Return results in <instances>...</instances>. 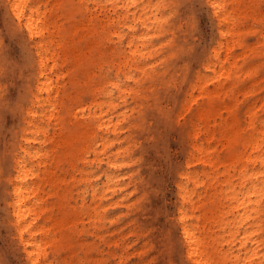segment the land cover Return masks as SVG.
Here are the masks:
<instances>
[{
	"label": "rangeland",
	"instance_id": "374dc122",
	"mask_svg": "<svg viewBox=\"0 0 264 264\" xmlns=\"http://www.w3.org/2000/svg\"><path fill=\"white\" fill-rule=\"evenodd\" d=\"M125 2L88 0V13L102 18L104 26L94 20L95 35L81 40L82 16L77 0H72L76 8L69 12H75L76 21L67 25L69 54L58 49V67L64 71L60 82L65 85L60 93L61 122L41 116L48 105H39L35 98L36 38L11 22L6 1L0 0V264H31L13 217L12 188L17 156L23 154L26 136L37 131L30 123L34 118L46 132L40 131L42 140L31 145L48 151L33 164L38 176L46 173L40 194L49 209L38 212L33 229L50 226L49 234L41 231L38 239L56 235L47 246L46 260L43 256L39 264H192L182 234L183 210L188 222L206 236L216 259L221 261L222 252L229 249L238 251V237L245 229L254 235L241 252L258 240L264 253V188L258 210L240 228L237 219L242 212L233 208L235 192L253 184L264 187V164L255 160L264 156V0H223L218 12L209 0H138V6L130 9ZM144 4L148 5L141 11ZM139 12L147 25L137 18ZM72 28L77 32L73 41ZM132 35L131 46L127 41ZM135 45L139 51L132 55ZM124 55L130 58V68L120 65ZM93 72L97 76L86 84ZM105 78L116 104L110 117L120 120L117 130L107 134L87 111L84 118L73 114L78 108H97L93 89L100 99L108 100L97 89ZM110 80H119L127 91L120 92ZM199 106L209 110L204 117L197 112ZM104 108L109 109L107 104ZM83 120L86 124L81 128ZM234 120L240 136L232 142ZM58 122L65 133L80 135L67 155L63 141H58ZM256 138L261 147L253 150ZM195 144H202L208 162L199 158ZM233 150L239 154L231 165ZM248 155L252 159L242 170ZM109 158H117L119 166L111 167ZM110 171L118 180L111 187L106 178ZM256 171L261 173L259 179L253 175ZM183 183L192 200L182 197Z\"/></svg>",
	"mask_w": 264,
	"mask_h": 264
},
{
	"label": "bare ground",
	"instance_id": "6f19581e",
	"mask_svg": "<svg viewBox=\"0 0 264 264\" xmlns=\"http://www.w3.org/2000/svg\"><path fill=\"white\" fill-rule=\"evenodd\" d=\"M5 1L7 3V9L11 17V22L14 23L15 25L23 26L31 37L36 38L35 48L39 58V75L37 81L38 94L35 95V98L39 105H45V104L48 105V107L43 110L41 116L43 117L46 116L50 120L55 118L56 120L58 119L62 122L63 118L59 114H60V108L64 106V98L60 97V93H61V87H65V85L63 83L61 84L60 82V79H62L64 76L63 75L64 71L63 69L58 67V56H59L58 49L62 47L66 53L65 56L69 54L68 50H69L70 41L66 40V36H67L66 34L68 33L67 25H70L71 23L73 24L76 21L74 20L75 12H69V11L76 7L72 6V0H55L53 1L54 3H52L50 6H48V3L51 0H5ZM87 1L88 0H77L76 3V6L78 7V9H80L79 15L82 16L81 28L82 30H84L83 35L78 37L81 40L90 39L89 37L95 35L97 27L95 25L93 26L92 24L94 20L95 23L99 24L102 28L104 26L102 24L103 23L102 18L100 19L98 15H93L91 14V12L90 14L88 13V6L85 4L87 3ZM222 1L223 0H209L210 4L215 8L216 12L223 9L224 3ZM42 2H44V4H42ZM138 3H139L138 0H126L125 5L126 8L130 9L131 6L137 7ZM147 5L148 4H144L140 8V10L145 11ZM142 15L143 12H141L139 16H137V18L139 17L138 19H141L143 21V24L147 25V22L145 18L143 19ZM227 16L228 14L224 13L223 19L226 20ZM61 18L62 21L60 20ZM112 19L113 20L111 21H115L114 17H112ZM130 28L134 30V26L130 25ZM232 28L233 26H231L229 30H232ZM112 32L115 33L114 31ZM76 34H77L76 30L75 29L73 30L72 28V31L70 32L71 35L70 38L72 39V41L73 39H75ZM145 34L146 33L144 32V35ZM140 35L144 36L142 33H140L139 36ZM134 38L135 37L132 35L131 40L127 41V44L130 43L129 45L132 46L134 42ZM54 41H57L56 44L57 46L55 47H53ZM130 48L128 49V51L131 50ZM231 48L232 46L230 45L229 51H227L228 54L230 53ZM138 51H139V47L135 45V48L133 47L132 51L130 52L132 55H134ZM81 56H82L81 52H78L76 54L77 58H80ZM124 57L125 59L120 62V65L122 64L126 68L127 67L130 68V66L132 65V63H130V58L126 55H124ZM236 63H237V59H234L232 68L236 65ZM220 71L221 73H223L222 70ZM53 72L57 73L56 78H54ZM128 74H129L128 77H131L130 76L131 73H129V71ZM94 76H97L95 72H93V74H90L87 77L86 84H88L90 81H93ZM105 79L106 80H104L102 83H100V85L97 86V89L100 90L101 93H103V95L108 98V100L106 101L100 99L97 96V94H94L97 90L93 89L92 90L93 101L96 104L97 108L92 109L90 107L88 109L85 108L81 110L79 108L78 109L76 108L77 110H74L75 112L73 114L75 115V117H78V115H82V117L84 118L86 114L85 111H87V114L90 117L96 119L98 129L102 131L105 130L107 134V132L110 130L113 131L117 130V128L119 127L120 120L114 121V119L110 117V111L116 106V104L114 103V101H111L113 92L106 90L105 84L109 82V79L108 78ZM110 83H112L114 87L118 88L120 92L127 91V88L123 87L122 83L119 80H115V81L110 80ZM90 85H92V83ZM105 104L108 105L109 109L104 108ZM206 111L209 110L205 109L204 106H199L197 109V112L198 114H201V117L205 116ZM254 114L255 113H252L253 116ZM36 115H37V110H34L32 112V116L36 117ZM34 119H32L30 123L36 127L37 131L35 133V136L34 135L26 136L25 138L26 144L22 146L23 154L21 155L19 154L17 156L16 169L18 171V174L16 175V183L13 185L12 188V194L14 195L13 217L16 224L18 225L21 240L25 245V249L27 251L29 258L31 259V264H39L43 256H44L43 258H45L46 260L47 246H49V244H53L56 241V235L53 236L47 235L46 238L38 239L36 235L41 231L42 232L44 231L45 234H49L50 226L45 228L46 225H43V226H39L37 229H33V226L38 218V214H39L38 212L49 209V205L45 204L46 199L40 194L42 188V181L45 179L44 176L46 175V173H44L43 176L41 175L38 176V173H36L33 164L34 160L42 159L43 157L47 156L48 151H45L43 146L36 147L31 145V143L34 140H38V141L42 140V137L39 136V133L40 131H44V129L40 126L39 122L37 123L33 121ZM61 122L57 123V127L59 130L58 141L59 140H60L59 142L63 141V145L65 147L64 154L67 155L68 153L73 151L72 147L74 146L75 138L79 139L80 135L74 134L72 131L71 133H65V128ZM84 124H86V121L83 120L80 127L82 128ZM235 128L236 127L234 120L233 123H231L232 133L230 134V137L232 142L234 140H237L240 136V131L235 130ZM208 136H210V134ZM105 137L106 135L103 134L102 145L104 149L106 148L107 145ZM195 147L198 148L201 154L199 158L203 160V162H208L209 159L205 158V155L202 154L204 153L202 144L201 145L195 144ZM251 147L253 148V150L260 148L261 147L260 139L256 138V140L253 142ZM233 149H235V146ZM94 150L96 151V148ZM232 153L233 155L231 156V165L235 164L238 161V154H239L235 150H233ZM251 159L252 157L250 155H248V157L245 158L246 164H244L242 170L246 169L247 163H249ZM255 160H260L264 164V156L262 155L255 157ZM42 162L43 160H40L38 162V165H41ZM108 163L113 168H117L119 166V162L117 158H115L114 160L109 158ZM48 174L50 175L52 182H55L56 179L54 178L55 177L54 172L50 171L48 172ZM253 175L255 176L256 179H259L261 173L259 171H256L255 173H253ZM34 178L37 179L34 180ZM106 178L109 187L113 185H117L118 180L114 179L115 178L114 172L112 171L108 172L106 174ZM83 179H88V178L85 176V178ZM263 188L264 187L262 184L261 185L253 184L250 187H247L242 192L238 191L234 193V196L237 197V203L233 206V208L235 210L236 209L241 210L242 212L240 213V216L237 219L238 228L245 225L250 220V218L252 217L251 216L252 212L254 210H258L260 204L259 195L263 191ZM180 191L184 199L188 198L192 200L191 198L192 195L190 191L187 189L185 183L180 185ZM96 194H97V189L96 186H94L93 196H96ZM51 205L52 207H55V203ZM98 214L99 213L97 212L96 216H98ZM180 219L182 221V234L184 236L185 243L187 244L186 247L187 255L191 260L192 264H228L229 259L232 260V264H264V253L261 254L260 243L258 242V240H254L255 243L253 242L252 247L247 248L246 251L243 253L241 252L242 248L253 237L254 231L245 229L243 234L240 235V237H238V239L240 238V243H239L240 246L238 251L234 252V250L229 249L228 251L222 252V255L220 256L221 257V261H220L216 259V257L210 252L209 244L207 243L206 236L202 235L201 232H198L196 225L188 222L189 216L186 211L184 210L182 211V215ZM76 220L77 219L71 220V223L76 224ZM25 232L29 233L28 237H25ZM228 233L234 235L231 231H228ZM42 264H52V263L50 261ZM74 264H82V262L75 261Z\"/></svg>",
	"mask_w": 264,
	"mask_h": 264
}]
</instances>
